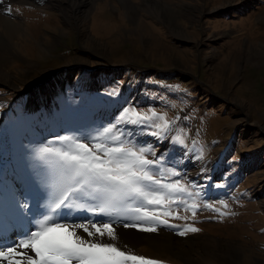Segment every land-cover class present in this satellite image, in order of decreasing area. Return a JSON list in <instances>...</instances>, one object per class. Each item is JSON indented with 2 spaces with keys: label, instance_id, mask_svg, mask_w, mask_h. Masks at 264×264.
<instances>
[{
  "label": "rangeland",
  "instance_id": "1",
  "mask_svg": "<svg viewBox=\"0 0 264 264\" xmlns=\"http://www.w3.org/2000/svg\"><path fill=\"white\" fill-rule=\"evenodd\" d=\"M66 1L2 6H10L6 14L23 29L4 56L8 62L0 64L11 78L0 76V144L31 133V122L46 128L57 121L49 109L39 111L45 90L67 95L70 110L62 114L92 110L87 122L47 137L46 147H61L57 136L114 122L124 107L166 113L176 119L173 134H186L183 151L190 158L177 146L169 159L181 163L165 167L180 172L199 205L195 215L173 206L184 219H167L199 231L181 236L179 229L157 225L147 234L164 239L165 250L145 241L131 252L163 264H201L202 255L208 263L264 264V0H92V11L78 23ZM40 44L47 52L38 54ZM142 128L127 124L122 131L132 133L127 138L137 146L154 144L152 129ZM164 144L170 141L154 150L163 152ZM228 242L242 253H222Z\"/></svg>",
  "mask_w": 264,
  "mask_h": 264
},
{
  "label": "snow or ice",
  "instance_id": "2",
  "mask_svg": "<svg viewBox=\"0 0 264 264\" xmlns=\"http://www.w3.org/2000/svg\"><path fill=\"white\" fill-rule=\"evenodd\" d=\"M6 11L11 12L10 6ZM127 124L143 126L141 131L152 129L148 134L154 138V144L137 146L127 138L132 133L122 131V126ZM175 132L176 119H169L166 113L153 108L142 112L135 107H124L114 122L97 125L78 136H57L55 139L61 142V147H46L40 152L50 169L46 180L47 214H42L31 230L27 225L32 222L20 213L24 230L17 238L0 243V264H163L121 246L112 213L129 210L137 223H126L124 227L140 231L155 232L157 225L179 229L181 236L199 231L190 224L181 229L167 219H184L177 216L173 206L193 215L199 207L188 185L181 182L180 172L175 167H165L170 162L181 163L169 159L177 146L185 158H190L183 151L187 147L186 134ZM165 141L170 144L162 145L164 151L157 153L155 146ZM84 198L94 203H75ZM220 203L227 207L224 201ZM74 207L102 213L107 221L68 223ZM204 207L226 214L211 204Z\"/></svg>",
  "mask_w": 264,
  "mask_h": 264
},
{
  "label": "bare ground",
  "instance_id": "3",
  "mask_svg": "<svg viewBox=\"0 0 264 264\" xmlns=\"http://www.w3.org/2000/svg\"><path fill=\"white\" fill-rule=\"evenodd\" d=\"M11 1L12 0H0V26L4 27V30H0V64L8 62L9 57L6 56L8 58L6 59L4 56L15 47L14 43L16 44V39H18L20 35L19 31L23 29V24H21L20 21H15L14 17H8L6 10L2 8V6H6ZM66 2H69L74 12L77 10L76 13L72 14L75 19L74 21L77 23L85 20L86 16L89 15L93 8L92 0H67ZM158 5L160 6L161 4L158 3ZM165 6L166 5L161 8L163 10H168ZM171 16L169 15V17ZM43 45L44 44H40L41 49L37 50L38 54L47 52ZM1 67L0 76L4 75L7 79H11L9 75L7 76V74L2 72ZM42 94L44 97L40 102L39 111L43 115V113L49 109V115L51 118H57V121H51L52 123H49L50 125L46 128L38 127L34 122H31V124H29L32 127L31 133L24 136L18 135L12 144H0V243L5 240L17 238V234L24 230L23 227H21L23 220L20 213H23V215L32 222L30 225H27L31 230H34L35 221L42 218V214H47L49 187L46 184V180L50 175V169L47 162L40 157L41 150L46 148L47 144L50 145L51 141L47 140V137L54 132L57 133L60 127L68 130L72 129L76 124L87 122L89 116L92 114V110L83 114L74 115L68 112L67 114H62L61 112H63V110H70L67 102V95H65L64 92L62 93L63 95L60 94V91L58 93V90H45ZM35 98L37 99L38 97L35 96ZM39 114L40 113L37 111L33 116L37 117ZM220 161V159H216L217 164H221ZM219 169H221V167ZM195 173V171L190 173L191 177H193ZM24 203H27L28 207L21 209L19 205ZM75 203L90 204L94 202L89 198H84L75 201ZM70 212L71 215L67 220L68 223H87L88 221L99 220L107 221V217H105L104 214L89 212L86 208L81 209L74 207ZM129 216H132L129 210L120 213H112V219L116 220L113 226L117 230V242L121 246H126L127 249L131 251V248H135L147 241L153 243L157 250L162 251V249H164V239L157 240L156 238L159 236L155 234H147V232L140 231L137 228L124 227V225L119 224V222L132 224L131 220H133V223H137L134 217H132V219L126 218ZM78 232H81V230H78ZM81 234L86 236V234L82 232ZM167 244L169 246L172 245L170 242ZM225 244L229 250L222 249V253L229 256H239L240 253H242V250L235 244L229 242ZM185 252L186 258L194 262L195 259L193 260L188 257L189 251L186 250ZM200 261L201 264H225L227 260L221 263L218 259L216 261L210 259L208 263L205 261L204 255H202ZM197 264L199 263L197 262Z\"/></svg>",
  "mask_w": 264,
  "mask_h": 264
},
{
  "label": "crops",
  "instance_id": "4",
  "mask_svg": "<svg viewBox=\"0 0 264 264\" xmlns=\"http://www.w3.org/2000/svg\"><path fill=\"white\" fill-rule=\"evenodd\" d=\"M205 124H207V123H205Z\"/></svg>",
  "mask_w": 264,
  "mask_h": 264
}]
</instances>
